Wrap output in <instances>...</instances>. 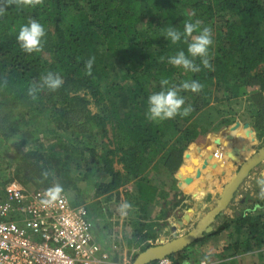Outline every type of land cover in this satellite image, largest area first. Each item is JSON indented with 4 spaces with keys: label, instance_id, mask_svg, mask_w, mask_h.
<instances>
[{
    "label": "trees",
    "instance_id": "16d2710c",
    "mask_svg": "<svg viewBox=\"0 0 264 264\" xmlns=\"http://www.w3.org/2000/svg\"><path fill=\"white\" fill-rule=\"evenodd\" d=\"M32 19L44 26L46 35L43 50L29 55L20 49L16 36ZM197 20L212 29V67L192 73L167 63L177 51L186 52V45H172L164 30L171 26L182 31L186 21ZM93 57L87 75L85 63ZM117 62L127 71L119 78L114 75ZM49 71L61 75L63 86L55 92L44 90L33 100L27 95L28 85ZM163 78L169 86L178 87L185 80L203 84L199 93H181L184 106L193 109L188 116L147 118L148 97L160 91ZM234 84L249 97L246 117L256 138L264 141V0H44L35 8L8 7L0 15V159L9 154L12 142L20 153L16 160L9 159L16 166L14 178L6 183L1 182L0 167V196L15 180L36 189L54 183L68 189L74 173L89 163L110 179L96 185V196L114 194L131 183L134 195L127 202L139 220L148 222L150 207L172 190H166L170 184L156 186L155 177L163 170L176 183L184 158L191 153L202 156L205 134L219 121L212 115L216 109L208 108L212 92L224 87L229 91ZM82 121L78 128L82 146L74 145L68 135H57L60 128L68 131ZM225 124L229 125L223 120L218 126ZM100 136L111 145L102 154L100 144L93 147ZM44 170L51 175L41 183ZM229 172L230 168L225 173ZM256 191V198L246 199L233 220L223 219L215 232L182 253L233 228L237 240L227 256L244 250L259 252L264 259V200L258 198V186ZM180 254L168 258L175 260Z\"/></svg>",
    "mask_w": 264,
    "mask_h": 264
},
{
    "label": "rangeland",
    "instance_id": "374dc122",
    "mask_svg": "<svg viewBox=\"0 0 264 264\" xmlns=\"http://www.w3.org/2000/svg\"><path fill=\"white\" fill-rule=\"evenodd\" d=\"M115 66L114 75L118 76V78L121 77L122 74L127 73L126 69H124L120 63H115ZM238 86V84H234L229 91L225 90L224 87L217 93L212 92L208 108L213 107L216 109L214 112L212 111V115L215 114V120H219L212 130L216 131V127L221 124L223 120H226L229 123V125L225 124L223 126L222 131H217L218 135L220 134L222 136V140L217 139L216 145L210 137L212 130H208V133L205 134L206 138L203 141V145L207 149V152L201 156V160L194 159V168L192 164L187 165L186 162L185 164L183 163L175 174V179L176 175L179 177V181L176 179V183H172V177L167 176V173L162 170L161 177L158 178V181H160L162 185L170 184L172 190L169 192L168 196L163 197L156 205V208H154L156 211L155 214H153L152 222L139 220L137 218L138 214L133 211L132 208L129 210L126 217H121L119 215L117 211L118 206L125 201H129L132 195H134L135 187L133 184L130 183L124 186L119 192L114 194L98 197L95 194L96 185L104 183L106 180H110L101 168L94 164L85 163L80 170L74 173V181L70 187L64 189V191L76 204L80 203L87 207L93 232L95 231V234H100L101 232V236H105L106 242L108 241L112 246L114 244V247L110 249L102 247L109 252L108 254L114 264H116L114 260L117 253H120V256L117 257L119 259L117 262H121L122 264H133L135 256L142 253V249L147 245H150V247L155 246L162 241L168 242L187 234L216 206L215 199L217 193L208 194L205 192L206 190L204 191L202 188H199L194 192L195 196L191 197L188 194L186 195L182 190L180 191L178 188V184L181 186L190 185L192 182L188 183V181L193 178L191 177L192 175H197L200 166H202V168H212L217 164L215 158L218 159L220 156V165L218 167L221 171L223 169L225 170L222 171L223 179L221 180L220 185L224 186L225 176L231 177L232 175H229L231 172V174L237 172L245 160L264 147V141H259L255 136L252 121H249L250 118L246 117V101L249 97L242 96V94L238 92ZM239 105L243 107L242 112H236V109L233 108L234 106ZM89 109L92 113L97 112V108L94 105H90ZM239 109L241 111V107H239ZM217 110L221 112L219 115ZM82 123H84V121L76 123L77 125L68 131L61 128L59 132L55 131L58 133L57 135L61 137L68 135L67 139H70L74 145L82 146L78 136V132L80 131L78 128L83 127ZM50 127L56 129L55 123L51 122ZM55 131L53 132L54 135L56 134ZM220 142L225 147V151L224 154L223 151L220 154L216 151L219 154V156L216 157L215 150ZM12 143L9 154L6 156V153L3 155L4 158L0 159V167L3 169L1 182L3 183L14 178L12 167H15L16 164L14 162L11 163L9 159L13 158L16 160L20 153L18 149L14 151L13 146L15 143ZM88 143L89 138L87 144ZM99 144L100 153L104 150L107 151L111 149V145L107 138H101L100 136V140H95L93 147H99ZM190 157L195 156L188 154L185 159ZM225 160L231 161V166L226 167L228 165L221 163ZM119 168V166H116V169ZM229 168L231 172L225 173ZM150 174L151 177L154 176L153 172ZM263 175L264 163L255 169L245 180L244 184L240 187L239 192L236 194L232 208L225 211L223 219L233 220L236 215L235 213H240L242 211V203H244L246 199L256 198V181L260 178H264ZM154 183H156V179ZM214 191L217 192V188H214ZM174 203L177 204V207H174ZM177 211H179V215H177ZM180 222H182L183 225H180ZM220 225V221L215 222L213 224V232H215ZM173 229H175V231H173ZM226 232L228 233L223 234L225 236L227 235L226 237L229 242L228 235H230L231 230ZM149 237H156V239L152 240ZM214 239V237L205 239L197 243L190 250L186 251V254L184 255L190 256L187 259L190 261V264H200L201 259H203L205 255L209 256L210 262L211 254H213L210 252H214V249H216L214 248V244L211 247V243L214 242ZM209 247L211 249H209ZM259 255L260 253H257L256 259L258 263L263 264L264 259L260 258ZM182 260L183 259L181 258L175 257V260L172 261L173 264H177V262L178 264H182Z\"/></svg>",
    "mask_w": 264,
    "mask_h": 264
},
{
    "label": "built area",
    "instance_id": "2783aa9c",
    "mask_svg": "<svg viewBox=\"0 0 264 264\" xmlns=\"http://www.w3.org/2000/svg\"><path fill=\"white\" fill-rule=\"evenodd\" d=\"M45 189L18 181L6 186L0 196V264H114L95 240L87 207L73 204L65 191L55 206L41 207Z\"/></svg>",
    "mask_w": 264,
    "mask_h": 264
},
{
    "label": "clouds",
    "instance_id": "9594fccd",
    "mask_svg": "<svg viewBox=\"0 0 264 264\" xmlns=\"http://www.w3.org/2000/svg\"><path fill=\"white\" fill-rule=\"evenodd\" d=\"M44 0H0V15H3L6 8L16 6L17 8H35L42 6ZM165 39L170 41L172 45H186L184 50L177 51L171 55L167 63L171 66L183 68L186 72L198 73L201 67L210 69L212 67L211 52L213 47V35L210 27H201L199 20L195 22L186 21L183 25V30L175 27H167L165 30ZM46 35L44 26L37 20L32 19L27 24L19 28L16 36L17 43L20 49L26 54L38 53L43 50L44 37ZM119 50V49H117ZM199 60V63L196 61ZM95 58H90L85 63L86 74L91 75L92 67ZM64 84V80L58 72L49 71L40 76L38 82H33L28 85L27 95L33 100H36L38 94L44 90L55 92ZM170 81L167 78L160 80V91L151 94L148 97V112L147 118L153 121H164L174 119L177 116L186 117L192 111L189 105L185 107V99L181 95L182 92L199 93L203 89V84L197 80H185L177 87L169 86ZM51 173L44 170L41 173V183L46 181ZM259 188L258 198L264 200V178L256 181ZM64 188L58 183H54L47 187L41 194L39 204L41 207H53L62 200ZM132 205L125 201L121 203L117 211L121 217H126ZM182 264H190V261L185 259ZM200 264H209V256L205 255L201 259Z\"/></svg>",
    "mask_w": 264,
    "mask_h": 264
},
{
    "label": "crops",
    "instance_id": "0c3cea01",
    "mask_svg": "<svg viewBox=\"0 0 264 264\" xmlns=\"http://www.w3.org/2000/svg\"><path fill=\"white\" fill-rule=\"evenodd\" d=\"M239 107H241V111H240ZM233 108L236 109L235 110L236 112H242L243 111V107L241 105L234 106ZM222 129H223V126H218L215 129L216 131L212 130V132H211V135H210L211 140L214 141L216 145H217V143H216V140L217 139L218 140H222V136L220 134L218 135L217 131H222ZM203 144L204 143L202 142V145H201V148H203L202 149V153H203L202 156L207 152V149L205 148V146ZM216 151H218L219 154L223 151V154H224L225 147L223 146V144H221V142L218 145V147L215 150V152ZM210 153H211V151H210ZM191 154L193 156H195V157H190V158H186V159L184 158V162L183 163L185 164V162H186L187 165H191L192 164L193 165V168H194V165H195L194 159H196V160L200 159L201 160V155L199 156L196 153H191ZM215 160L217 161L216 162L217 164L214 165L212 168L211 167L202 168V166H200L199 172L197 173V175H194V176L192 175L191 176V177H193L192 178L193 180H192V183L190 185H182L181 186V185L178 184L179 190L180 191L182 190L186 195L188 194L191 197H193V196H195L194 195V192H196V189L202 188L204 191L206 190L205 192L208 193V194H215V193H217L216 194V199H215V201L217 202V200L219 199V197H220V195L222 193V190H223V187L224 186L223 185L222 186L220 185V182L223 179V177H222V173L223 172L220 171V168L218 167L220 165L219 164V162H220V156L218 157V159L215 158ZM230 162L231 161H229V160H225V161H222L221 163L226 164V165H228L226 167H229V166H231L230 165ZM160 177L161 176H159V175L157 177H155L156 183H154V184H156V186H159V187L162 188L165 185H162L161 182L158 181V178H160ZM177 177L178 176L176 175V179H178V181H179V177L178 178ZM225 178H226V176L224 177V179ZM105 182H108V181L106 180ZM158 182H159V184H158ZM214 188H217V192L214 191ZM166 190L169 191L170 190V186H166ZM159 201L157 200L156 204L154 206H151L150 207V209L152 211L151 218L153 217V214H155V211L156 210L154 208H156V205L158 204ZM72 202L75 205H83V204H80V203H77L76 204L74 201H72ZM233 203H234V201H233ZM233 203H232V205H233ZM235 214L238 215L239 213L237 212ZM177 215H179V211H177ZM151 220H149L148 222H152ZM133 223H134V221H133ZM233 231L234 230L231 229L230 235H228L229 242H228L227 237H226L227 235L225 236L223 234V233H228L226 231H224L223 233H221V234H219V235H217V236L214 237L215 239H214V242L211 243V247L214 244V248H216V249H214V252H210V253H213V254H211V260L212 261L210 260L209 264H261V263H258V261L256 259L257 253H259V252L246 253V252H244V250H242L238 254H236L235 256H232V257H228L227 256L228 254H232L233 253L232 252V249L229 248V247H231L232 244H234V242H236V240H237V237L236 236H232ZM93 234H94L95 240L98 243H100V245L103 248L106 249V247H107V248L110 249V248H113L114 247V244L112 246V244H109L108 241L106 242L105 236L104 235L101 236V232H100V234H95V231H94ZM222 236L223 237L225 236V237L223 238ZM209 249H211V248L209 247ZM180 253H182V252H180ZM184 254H186V253H182L180 255H177L176 258H181V259L185 260V259H188V257H190V256H187V255H184ZM118 256H120V253H117V256H115L116 258H115L114 262H116V264H122L121 262H117L119 260L117 258Z\"/></svg>",
    "mask_w": 264,
    "mask_h": 264
},
{
    "label": "water",
    "instance_id": "95a60500",
    "mask_svg": "<svg viewBox=\"0 0 264 264\" xmlns=\"http://www.w3.org/2000/svg\"><path fill=\"white\" fill-rule=\"evenodd\" d=\"M264 163V147L245 160L237 172L233 174L230 181L224 185L223 191L216 202V206L187 234L172 239L168 242L162 241L160 244L151 246L140 253L133 264H152L159 260L176 255L190 245L203 239L205 235L213 232V224L217 221L222 222L225 211L232 207L236 194L245 180L251 173ZM192 182V179L188 183ZM180 225H183L180 222ZM175 231V229H173Z\"/></svg>",
    "mask_w": 264,
    "mask_h": 264
},
{
    "label": "bare ground",
    "instance_id": "6f19581e",
    "mask_svg": "<svg viewBox=\"0 0 264 264\" xmlns=\"http://www.w3.org/2000/svg\"><path fill=\"white\" fill-rule=\"evenodd\" d=\"M233 174H234V173H233ZM233 174H232V176H233ZM232 176H231V177H232ZM231 177H226V178H225V185L230 181ZM222 191H223V190H222Z\"/></svg>",
    "mask_w": 264,
    "mask_h": 264
}]
</instances>
